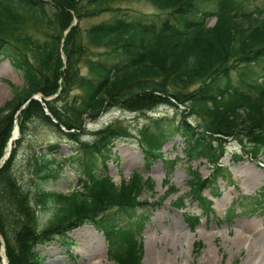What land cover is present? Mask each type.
I'll return each mask as SVG.
<instances>
[{
  "label": "trees",
  "instance_id": "1",
  "mask_svg": "<svg viewBox=\"0 0 264 264\" xmlns=\"http://www.w3.org/2000/svg\"><path fill=\"white\" fill-rule=\"evenodd\" d=\"M115 1L0 0V60L9 58L25 81L12 84L13 98L0 108V160L19 110L21 132L0 165V264L3 245L9 264H38L44 259L38 246L86 222L99 226L115 245L111 260L142 264V243L120 225L146 208L141 197L145 189L153 190V181L136 172L116 184L106 162L115 141L132 132L113 120L88 141L83 139L86 119L96 120L112 108L148 112L169 105L180 112V119L161 116L146 123L139 135L142 150L148 160L161 158L170 135L179 133L188 159L203 157L213 165L210 178L196 171L190 181L193 199L209 210L204 190L218 195L217 180L231 182V173L219 163L228 139H239L252 157L264 149V81L250 76L264 64V0H254L252 8L251 0H148L166 11L164 16L116 9ZM103 12L119 14L81 28V20ZM210 16L216 18L213 25ZM30 19L42 27L41 37L29 31ZM76 89L82 93L72 100ZM37 93L44 104L31 98ZM191 116L198 118L196 124ZM34 121L79 143L81 186L68 192L45 188L44 181L57 177L51 165L58 145L34 160L32 188L18 181L17 150ZM177 204L183 206L184 200ZM45 211L49 216L41 219L39 212ZM189 219L198 222V217ZM195 246L198 254L201 242Z\"/></svg>",
  "mask_w": 264,
  "mask_h": 264
},
{
  "label": "rangeland",
  "instance_id": "2",
  "mask_svg": "<svg viewBox=\"0 0 264 264\" xmlns=\"http://www.w3.org/2000/svg\"><path fill=\"white\" fill-rule=\"evenodd\" d=\"M254 3L255 1L251 0L249 7H254ZM112 6L130 13L166 15V11L157 9L148 0H116ZM115 14L119 13L103 12L97 17L84 18L80 21L81 28L86 29L97 22L111 20ZM207 21L209 25H213L216 18L210 16ZM35 22L37 21L30 19L29 31L34 36L41 37L42 27ZM255 69L254 72L257 74L250 75L252 71L250 69L247 75L257 76L262 81L264 64L256 66ZM24 82L22 71L16 68L9 58H2L0 108L13 98L12 84L23 86ZM234 84L238 86L240 81L235 79ZM81 93V89H76L70 98L73 100L76 94ZM180 108L183 109L184 106ZM161 116H167L170 120L182 118L181 113L169 105H161L148 112L113 108L101 113L96 120L86 119L88 134L83 138L92 141L94 131L113 120H116V123L121 122L132 132L131 137L119 138L115 141L112 157L106 165L109 174L118 185L124 180H129L132 173L138 170L143 171L144 178L151 177L153 181L154 190L145 189L141 197L148 203L147 210L139 208L140 214L137 219H125L121 223L142 238L143 264L145 258L147 264H255L254 261L248 262L247 246L240 248L234 243L243 233H249V227L246 225L248 222L264 230V149L258 158H251L244 151L239 139H229L225 156L220 158V163L233 174V183L221 177L214 185V190L219 192L218 196H212L213 190L209 187L204 191V195L212 200L211 212L204 209L198 201H191V197L187 194L192 191L190 181L193 179V172L197 171L202 178L210 177L212 164L203 157L189 160L185 152L187 147L184 138L179 133L170 135L162 149L163 155L160 159L145 158L139 137L140 131L146 123ZM197 120L198 118L194 116L190 117V121L194 124ZM20 136L18 134L17 138ZM51 145H58L53 154L55 163L51 165L57 177H50L48 181H44L45 188L68 192L81 186L79 183L84 175L80 162L83 156L78 149L79 143L61 134L55 127L40 121L30 124L28 134L18 147L15 166L18 181L26 187H33L34 160L40 158L41 153L48 154V147ZM3 157L0 165L4 163ZM176 157L179 159L177 164L174 168H170V164L166 161ZM99 164L103 166L101 162ZM166 180L169 183H166ZM170 184L178 190L168 195ZM163 196L167 197L162 204H159V198ZM181 198H187L188 203L183 208L175 207L173 203ZM146 214L149 217L146 218ZM188 215L199 216L201 220L194 225ZM39 216L41 219H46L49 212H39ZM115 235H117L116 231L113 232V236ZM195 241H200L202 245L198 254L193 245ZM113 246L115 245L99 226L86 222L65 235L55 237L46 246H38L37 249L41 250L44 257L38 264H117L109 259ZM154 257L159 259L154 260Z\"/></svg>",
  "mask_w": 264,
  "mask_h": 264
},
{
  "label": "bare ground",
  "instance_id": "3",
  "mask_svg": "<svg viewBox=\"0 0 264 264\" xmlns=\"http://www.w3.org/2000/svg\"><path fill=\"white\" fill-rule=\"evenodd\" d=\"M16 135L17 129L14 130V136ZM246 225L249 227V233H243L241 238H238L234 244L239 245L240 248L247 246L248 262L254 261L255 264H264V230L259 229L254 223L248 222ZM158 259L154 257V260ZM144 262L147 264V258Z\"/></svg>",
  "mask_w": 264,
  "mask_h": 264
}]
</instances>
